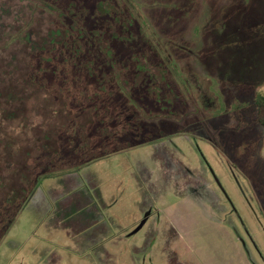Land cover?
Returning <instances> with one entry per match:
<instances>
[{
  "label": "rangeland",
  "instance_id": "1",
  "mask_svg": "<svg viewBox=\"0 0 264 264\" xmlns=\"http://www.w3.org/2000/svg\"><path fill=\"white\" fill-rule=\"evenodd\" d=\"M40 1L0 0V135L7 142L0 159L1 177L11 184L18 176L15 169H22L18 165L29 169L30 163L44 157L39 142H47L45 132L55 131L49 144L58 146L57 135L70 121L76 102L57 93L59 80L50 81L56 84L52 92L56 94L49 95L37 90L27 76L51 49L50 35L58 30L56 66H85L80 58L89 51L96 55L94 37L80 21L123 64L129 66L137 57L139 68H160L155 79H165L168 73L165 87L161 81L157 86L171 93L157 96L162 111L141 119L156 125L165 120L159 129L176 131L40 176L0 238V264H264V161L258 158L257 143H251L260 139L262 130L246 110L254 87L238 96V81L223 88L219 76L223 52L234 48L232 55L238 57L237 44L249 52L251 62L264 60V26L259 28L254 21H264L263 1L253 6L251 0L226 2L222 12L218 6L222 0H45L59 3L61 9H46ZM244 8L249 15L243 14ZM25 31L29 39L21 41ZM10 34L17 39L9 40ZM83 42L88 45L85 51ZM44 65L45 76L52 79V66ZM233 69L237 72L239 66ZM258 75L253 85L263 78ZM84 79L88 78L83 76L81 85L89 87ZM75 86L80 99L79 83ZM134 92L146 94L143 89ZM173 92L175 109L183 108L186 100L192 106L188 127L182 122L186 111L172 112L168 107ZM259 92L264 96V85ZM196 94L201 105L211 109L202 111L200 125L192 119L197 109L191 97ZM224 97L235 101L223 103ZM235 106L245 111L250 125L226 137L228 153L203 134L210 132L213 141H220L219 133L227 129L223 115ZM151 131L132 142L153 137ZM105 145L103 149L94 143L91 151L101 154L118 144L107 140ZM260 153L264 157V144ZM9 162L15 166H7ZM5 212L0 232L15 209Z\"/></svg>",
  "mask_w": 264,
  "mask_h": 264
},
{
  "label": "trees",
  "instance_id": "2",
  "mask_svg": "<svg viewBox=\"0 0 264 264\" xmlns=\"http://www.w3.org/2000/svg\"><path fill=\"white\" fill-rule=\"evenodd\" d=\"M222 1L223 2L218 5L221 12L222 9H225L226 2L237 1L239 3V0ZM260 1L261 0H251L252 6L259 5ZM262 1L264 3V0ZM40 2L43 4L42 6H45L46 9H48L47 7L61 9L59 3L53 4L45 0H41ZM104 3L105 2L102 1L100 4L104 5ZM69 4H73V2L69 1L68 5ZM242 7L244 6L242 5ZM71 11H73L74 15H80L79 12H75L74 10ZM248 11L250 10H246L244 8L243 14L249 15ZM254 17L259 18V15H255ZM254 21L259 25V28L264 26V21H259L257 19ZM80 23L82 26L81 28H83L84 31L92 33V36L95 40V52H97L96 55H94L89 51L86 54V57L82 56L80 58L81 61L86 63L85 66L70 67L66 63H64L63 67H60L58 65L56 66V64L60 60L58 55L59 51L55 44L60 42V40H56L57 33H60V31L58 30L51 33L50 35L51 49L44 53V55L39 59H37L35 66H32V71L28 72L27 77L32 79L31 82L33 86L37 88V90L44 89L47 91L46 94L49 95H55L56 93L52 92L57 91V93L65 95L66 100H75L74 102H76V108L72 111L70 121L63 125L61 134H59L60 136L57 135V137H59V141H55L57 143H55V145H58L57 147L52 146L54 144H49V140H51V138L55 139L56 137L55 131L50 130L49 132H45L43 138L47 142H39V147L41 148L40 151L42 152L41 154H43L44 156H40V161L30 163L28 167L29 169H27L26 165H18L19 168L22 166V169H19V171L15 169V178L16 172L18 173V176L16 180L11 184H9L8 178H3L0 176V191L4 192L3 200L0 203V210L3 211H0V222L1 220L3 221L1 217L2 213H4L8 208L11 209V207H14L15 209L13 217L9 219L5 227L0 232V238L8 231L17 215L21 212L29 197L34 192L39 182L40 176L51 175L54 173V171L64 169L66 167H79L85 165L87 162L97 157L103 156L104 154L108 155L112 152L120 151L124 148H129L130 146H133L135 144H145L148 142H152L161 138L162 133L169 135L173 134L176 131L172 130L166 132V129H159V127L161 126V122L165 120L161 121L159 125H156L154 123L146 122L141 119V116L144 114L152 116L157 112L162 111V108L159 106V104L163 102H159L160 99L158 100L157 96L160 94V98L162 99L167 97L171 93L168 94L166 88L163 89L157 86L159 85L158 82L161 81L162 85L165 87V82H168L166 80L168 73L163 76L165 79H155V76H157L156 72H159L160 68L156 66L139 68L136 66V63L139 62V60L141 61V58L137 57L134 59V62L132 61L129 63V66L123 64L114 56L109 47H106L107 44L98 39L99 35L95 37L94 32L85 30L86 28L83 27V22L80 21ZM242 34L246 37H250L244 31H242ZM15 36L16 35L10 34L9 40H16L17 36L16 38ZM20 36L21 41H25L26 39H29L30 35L29 33L27 35L25 31L24 35L21 34ZM258 36H261V34H258ZM86 46H88L86 45V42H83V51H85ZM236 46L238 49V57L236 58H234V56L232 55L234 53V48L223 52L224 63L222 65V71L219 76L222 80L223 88H227L225 86L226 83H233L238 81V96L250 93L249 90L254 87L251 93L252 103L251 105L248 104L249 106L246 107V110L250 112V115L253 116V118L256 119L262 130L260 139L251 141V143H257L259 149L258 158L264 161V157H262L260 153V149L264 144V96L259 92V89L264 85V67H262L261 65V61L264 60L262 58L260 62L258 60L257 62H251L249 52L245 50L243 46H240L238 44ZM224 48L228 49L229 46L224 45ZM79 56H81V54ZM236 59L238 63L234 64V61ZM149 62L150 64L153 63L151 59H149ZM132 63H135V65H133ZM44 64H47V66H52V79H47V77L45 76L44 72L46 68ZM235 65L239 66V70L237 72L233 69ZM186 70H190L189 66H186ZM150 71H152L151 74L149 73ZM258 74H261L263 78H260L257 81V84L253 85V82L258 77H260ZM70 75L75 76L76 81L71 80ZM82 75L88 78L84 79L83 81L86 82L85 84H89V87L86 85H81L83 79ZM149 75L153 76V79H150ZM242 76L244 77L241 79ZM54 80H59L61 84V87H58L56 91H54L56 84L54 82H50ZM151 81L153 82L151 83ZM77 82L79 83L82 94L80 99L79 97L78 99H76L75 96V89L77 86H75V88L73 87V84H78ZM149 84L152 87L149 86ZM138 89H143L146 94L143 93L138 95L134 92ZM196 96L197 97H191L192 103L195 109H197L196 112H194L195 114L193 113L194 116H192V119L194 123H198L200 125L202 111H211V109L205 108L203 105H201L199 101V95L196 94ZM228 98L229 97H224L222 99L223 103L225 100H233L235 97H230L229 99ZM176 99L177 96H175L173 92L170 96L171 103L168 107L171 108L172 112L177 110L186 111V118H184L182 122L184 124V122L186 121V127H188V125L190 124L188 122V111L192 108V106L189 104V101L186 100V105H184L183 108L175 109L174 104L176 103ZM146 100L150 101V105L145 104ZM224 110L225 108H223V111ZM127 113L131 114V118L121 119L123 116L126 117ZM83 114H85L86 116L81 117ZM223 116V124L226 123L227 129L225 132L219 133L220 141H213L214 139L212 135L209 134L210 132H204L203 136L207 141L212 142L217 149H223L227 151L224 146L226 137L232 132L238 134V131L241 130L242 127H248L250 125V120L245 111L237 109L236 106L233 107V109H231L230 111H226ZM81 119H83V123L79 121ZM92 124L95 134L94 132H90ZM117 124L122 125V127H120L119 125V127L117 128ZM177 128L181 129V126ZM146 129H151V133H153L154 136L146 139L143 138V140L137 143H133L132 139L135 137L137 138L143 136L142 134L147 131ZM187 133L188 130H186V134ZM2 136L3 135H0V159L3 155V152L7 151L5 149V144L7 142L5 141L3 143ZM107 140L114 141L118 145L110 151L103 150V153L101 154H93V152L91 151L93 150L91 146L94 143L97 144L99 142V145L103 149H105V142ZM88 153H92V155H89L86 160L79 162V159L82 156L87 155ZM227 158L231 159V162H233L231 155L227 156ZM74 160H77V162H75ZM12 165L13 167L15 166L14 162H12L11 164L10 162L9 164L7 163V166L9 167ZM64 165L68 166L65 167Z\"/></svg>",
  "mask_w": 264,
  "mask_h": 264
}]
</instances>
